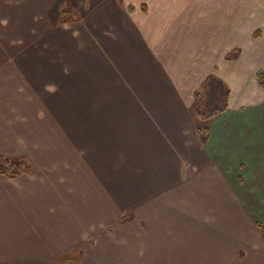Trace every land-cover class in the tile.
<instances>
[{"label": "crops", "instance_id": "obj_1", "mask_svg": "<svg viewBox=\"0 0 264 264\" xmlns=\"http://www.w3.org/2000/svg\"><path fill=\"white\" fill-rule=\"evenodd\" d=\"M261 71L264 0H0V264H264Z\"/></svg>", "mask_w": 264, "mask_h": 264}, {"label": "trees", "instance_id": "obj_2", "mask_svg": "<svg viewBox=\"0 0 264 264\" xmlns=\"http://www.w3.org/2000/svg\"><path fill=\"white\" fill-rule=\"evenodd\" d=\"M122 3L124 0H117ZM145 10L144 7H142ZM74 13L71 8L67 7L62 10L61 22H67L70 18V14ZM259 32L254 33V37H257ZM239 50H233L225 56V60L230 62L237 58ZM257 82L260 88L264 90V72L257 73ZM195 96V107L193 109V115L196 121V132L199 140L205 144L210 135V122L214 117L221 114L228 107L229 89L227 85L217 77L211 75L208 76L198 90L194 93ZM206 104L207 109H204ZM30 165L23 160H15L8 158H0V175L7 178L14 179L19 177L21 174L29 171ZM260 234L264 237V224L257 223Z\"/></svg>", "mask_w": 264, "mask_h": 264}, {"label": "rangeland", "instance_id": "obj_3", "mask_svg": "<svg viewBox=\"0 0 264 264\" xmlns=\"http://www.w3.org/2000/svg\"><path fill=\"white\" fill-rule=\"evenodd\" d=\"M70 8V7H69ZM72 10V9H71ZM73 11V10H72ZM224 83H226V82H224ZM227 84V83H226ZM228 85V84H227ZM204 105V109L206 110L207 109V106H206V104H203ZM220 115V114H219ZM218 115V116H219ZM218 116H216V117H214L210 122H208V124H209V126H210V129H211V124H212V122L215 120V118H217ZM260 224H264V223H260Z\"/></svg>", "mask_w": 264, "mask_h": 264}]
</instances>
